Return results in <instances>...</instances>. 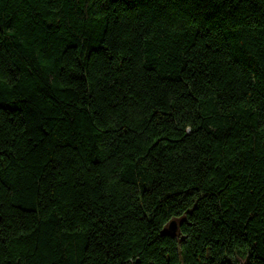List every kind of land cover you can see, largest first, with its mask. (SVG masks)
I'll return each instance as SVG.
<instances>
[{"label": "trees", "instance_id": "obj_1", "mask_svg": "<svg viewBox=\"0 0 264 264\" xmlns=\"http://www.w3.org/2000/svg\"><path fill=\"white\" fill-rule=\"evenodd\" d=\"M244 260L264 0H0V264Z\"/></svg>", "mask_w": 264, "mask_h": 264}, {"label": "water", "instance_id": "obj_2", "mask_svg": "<svg viewBox=\"0 0 264 264\" xmlns=\"http://www.w3.org/2000/svg\"><path fill=\"white\" fill-rule=\"evenodd\" d=\"M168 229L171 231V232H175L176 231V224L174 221H171L168 225ZM239 264H246V260L244 261H241Z\"/></svg>", "mask_w": 264, "mask_h": 264}]
</instances>
